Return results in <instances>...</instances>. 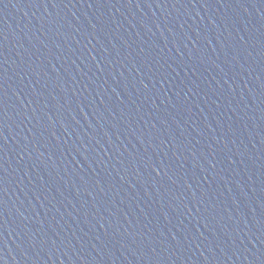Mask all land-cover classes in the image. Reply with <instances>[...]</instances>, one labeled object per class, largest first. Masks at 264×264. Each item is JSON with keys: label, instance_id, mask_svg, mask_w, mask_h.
<instances>
[{"label": "water", "instance_id": "1", "mask_svg": "<svg viewBox=\"0 0 264 264\" xmlns=\"http://www.w3.org/2000/svg\"><path fill=\"white\" fill-rule=\"evenodd\" d=\"M0 264H264V0H0Z\"/></svg>", "mask_w": 264, "mask_h": 264}]
</instances>
